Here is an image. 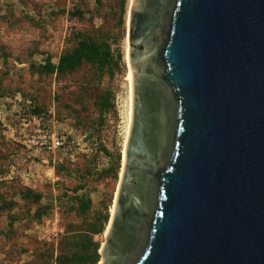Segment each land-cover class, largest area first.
Segmentation results:
<instances>
[{"label": "water", "instance_id": "95a60500", "mask_svg": "<svg viewBox=\"0 0 264 264\" xmlns=\"http://www.w3.org/2000/svg\"><path fill=\"white\" fill-rule=\"evenodd\" d=\"M163 1L130 9L133 120L103 264H264V0Z\"/></svg>", "mask_w": 264, "mask_h": 264}, {"label": "rangeland", "instance_id": "374dc122", "mask_svg": "<svg viewBox=\"0 0 264 264\" xmlns=\"http://www.w3.org/2000/svg\"><path fill=\"white\" fill-rule=\"evenodd\" d=\"M129 8V0H0V112L13 116L0 120V134L21 115L77 144L73 157L42 158L0 141V264L100 263L129 119ZM80 34L110 48V69L45 68Z\"/></svg>", "mask_w": 264, "mask_h": 264}, {"label": "trees", "instance_id": "16d2710c", "mask_svg": "<svg viewBox=\"0 0 264 264\" xmlns=\"http://www.w3.org/2000/svg\"><path fill=\"white\" fill-rule=\"evenodd\" d=\"M85 62L97 65L100 69H110L114 63V58L110 48L105 43L98 44L89 35L80 34L78 44L73 51L64 54L57 65L53 64L51 59H47L45 68L51 73L62 75L75 71ZM105 105L102 108H105ZM25 196L31 197L30 192H27ZM32 197L36 202H39L41 199L38 194H33ZM108 220L109 218H106V221Z\"/></svg>", "mask_w": 264, "mask_h": 264}, {"label": "built area", "instance_id": "2783aa9c", "mask_svg": "<svg viewBox=\"0 0 264 264\" xmlns=\"http://www.w3.org/2000/svg\"><path fill=\"white\" fill-rule=\"evenodd\" d=\"M28 143L48 154L56 155L59 153L73 157L77 153L75 140H69L43 125L28 135Z\"/></svg>", "mask_w": 264, "mask_h": 264}, {"label": "crops", "instance_id": "0c3cea01", "mask_svg": "<svg viewBox=\"0 0 264 264\" xmlns=\"http://www.w3.org/2000/svg\"><path fill=\"white\" fill-rule=\"evenodd\" d=\"M7 117H13L11 116L9 113H1L0 112V120L1 122L3 123L4 122V119L7 118ZM17 118H15L14 116V121L13 122H16L18 121V123L16 122L15 124H4V128H7V130H3V133L0 134V141H3V143H8L9 146L11 144H17V143H22L23 145H25L27 147V155H31V156H42V158L44 157L43 151L31 146L29 143H28V140L25 141L24 140V134L25 132L27 131V128L30 126L33 131H35L41 124L39 121H36L34 120L33 122L29 123V124H25L24 121L22 119V116L19 115V116H16ZM20 122V123H19ZM24 136V137H23ZM28 139V138H27ZM34 148V149H33ZM14 153H17L16 150H14ZM12 157H15V156H12ZM17 157V156H16ZM44 163H46V161L44 160L43 161ZM12 169L15 170L14 167H12ZM11 172V170H10Z\"/></svg>", "mask_w": 264, "mask_h": 264}, {"label": "bare ground", "instance_id": "6f19581e", "mask_svg": "<svg viewBox=\"0 0 264 264\" xmlns=\"http://www.w3.org/2000/svg\"><path fill=\"white\" fill-rule=\"evenodd\" d=\"M130 1V8L132 7V4L134 2V0H129ZM130 16V14H129ZM130 18V17H129ZM125 62L127 64V81L129 84V119H128V127H127V133H126V138H125V142H124V146H123V150H122V166H121V171L119 172V181L117 183V189L114 195V200H113V205L111 207L110 210V219L106 225V229L104 232V238L106 240L111 226H112V222L115 216V209H116V202H117V197H118V193H119V189H120V185H121V181H122V177H123V168H124V162H125V156H126V148L128 145V139L130 136V131H131V127H132V120H133V82H132V71H131V64H130V46L128 45L127 50H126V56H125ZM105 243L102 244V248L100 250V253H102L103 249H104ZM99 264H103V259H101Z\"/></svg>", "mask_w": 264, "mask_h": 264}, {"label": "flooded vegetation", "instance_id": "af4514ba", "mask_svg": "<svg viewBox=\"0 0 264 264\" xmlns=\"http://www.w3.org/2000/svg\"><path fill=\"white\" fill-rule=\"evenodd\" d=\"M163 4H164L163 7H164V9H165L166 6L169 4V0H164V1H163ZM128 25H129V23H128ZM142 50H143V47L140 48V51H142Z\"/></svg>", "mask_w": 264, "mask_h": 264}]
</instances>
